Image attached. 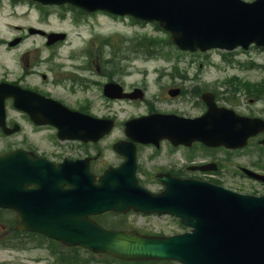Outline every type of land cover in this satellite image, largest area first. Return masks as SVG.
I'll list each match as a JSON object with an SVG mask.
<instances>
[{
	"label": "water",
	"instance_id": "1",
	"mask_svg": "<svg viewBox=\"0 0 264 264\" xmlns=\"http://www.w3.org/2000/svg\"><path fill=\"white\" fill-rule=\"evenodd\" d=\"M50 1H70L91 11L104 9L122 15L132 13L143 19L159 20L172 33L178 45L191 49L225 48L235 44V41L228 42L219 36L221 29L228 24L237 27L247 24L253 28L260 24L255 17L257 11L254 8L247 9L244 17H237L231 9H216L212 3L217 4L215 0ZM248 37L251 39L253 36ZM51 121L65 132L66 121H71V118L53 116ZM242 126L245 129V125ZM251 134L252 132H244L243 138L246 139ZM201 137L209 138L208 135ZM10 163L11 155L4 156L1 167L4 169ZM126 172L129 177L124 178L119 174L112 176L116 182L134 187L132 169H126ZM55 176L64 177L67 174L61 171ZM104 181L99 188L81 187V182L75 181L74 191L91 193V197L86 199L92 200L96 192L114 191L111 175L105 177ZM118 192H132V189L117 188L115 196L105 197L91 211L98 212L96 208L126 210L132 205L137 209L147 208V211L166 210L193 226L192 233L155 237L141 236L136 232H106L88 221L90 204L79 214L22 215L21 228L46 233L68 245H83L97 252H110L119 258L130 260L178 259L184 264H264V196L257 198L235 195L197 182L168 184V191L153 197L152 201L146 198H121L117 196ZM6 194V189H0V200ZM51 196L54 200H62L64 197L56 193ZM119 205H123V208Z\"/></svg>",
	"mask_w": 264,
	"mask_h": 264
},
{
	"label": "flooded vegetation",
	"instance_id": "2",
	"mask_svg": "<svg viewBox=\"0 0 264 264\" xmlns=\"http://www.w3.org/2000/svg\"><path fill=\"white\" fill-rule=\"evenodd\" d=\"M9 1L15 2L14 0ZM1 2L2 0H0V7ZM25 38L26 36H24ZM170 67H175V70L157 74V76L170 77V79L155 80L154 85H151L147 78L137 81V84H133L134 81L130 79H116L122 85L123 91L128 94L120 101L127 102L137 112H133L130 117L125 118L117 127L118 129H114L102 139L94 138L96 131L93 126L84 138L60 139L54 127L36 123L29 114L20 111L13 105V98H8L6 100V124L10 128L16 125L19 127L16 132L11 134L14 139L8 150L24 149L55 162H61L64 159L88 160L91 172L100 176L107 168L118 165L125 159L115 151L114 146L117 142L131 141L128 134L135 131V128L129 126L127 123L129 119L153 113L187 118L202 116L214 109L203 99L205 93L212 94L215 103L222 107H231L241 114L264 116V80L255 81L252 89L247 90L243 86L233 85L227 80L205 79V75L198 69L183 71L179 69L183 65H170ZM187 67L194 66L188 65ZM123 75L125 77V74ZM130 75L132 74L129 73L128 76ZM37 76L40 79L46 78L44 73L37 74L35 70L22 69L10 72V70L5 71L0 65V83L9 82L48 95L43 90V85L34 82ZM109 81H104L102 85L97 84L103 89L104 84ZM137 88L140 90L137 91ZM170 92L174 96L170 95ZM34 108L37 107L34 105ZM94 108L95 104L92 102L83 101L78 105L81 112L98 116L99 113ZM180 124L176 123L175 127L161 125L159 128L148 130L156 131L159 134L187 132V127ZM0 134H4L1 128ZM135 146L139 164L138 176L145 183L161 184L157 175L164 172L176 176L194 177L196 173L189 171L188 168L191 163L198 161L209 163L217 169L209 174L200 172L201 176L209 178L210 181L238 183L243 180L241 175L245 177L242 171L243 160L248 166L257 167L258 170H260L259 165L262 164L259 157L250 158L248 153L245 154L241 150H232L231 152L235 153L229 156L228 148L205 146L201 142H195L191 147H187L188 145H175L171 140L161 138L158 145L149 142L136 143ZM6 210L16 216L20 213L17 209ZM107 221L108 216L101 219L102 224L109 227L110 223Z\"/></svg>",
	"mask_w": 264,
	"mask_h": 264
},
{
	"label": "rangeland",
	"instance_id": "3",
	"mask_svg": "<svg viewBox=\"0 0 264 264\" xmlns=\"http://www.w3.org/2000/svg\"><path fill=\"white\" fill-rule=\"evenodd\" d=\"M75 17H78V14L68 7L66 9L57 8L53 10V14L46 21H43L42 18L40 19L36 11L26 12V9L21 7H18L15 11H12L10 8L2 9L0 12V36L2 40L11 39L18 31L29 25L42 28L49 33L53 31L57 33L66 32L69 35V39L63 45L58 46V48L53 47L47 50L44 46L45 40L41 36L34 34V36L28 38L27 42L16 50L8 51L2 48L0 60L5 65L14 69L20 65L22 57L30 53L28 57L33 58L36 51H41L43 54L42 58L46 60V64L39 69L49 74L47 91L55 98L63 99L71 105H76L79 97L84 95V93H81L79 90L72 92L68 88L72 84L69 80L58 83L54 81L60 74H69L72 77L79 76L81 78H97L96 72L81 70L83 67L95 69L98 64L109 63L113 64V66L106 69L107 71L129 69L132 75H134L133 78H139V74H141L144 67H137L136 65L131 67L120 66H127L129 64L220 63L219 65L224 67L221 63H225V61H223L222 55L220 56L216 51L197 52L194 54L180 51L170 43L165 45L159 44L156 51L161 52V54L173 53L172 58L160 56L150 59L139 56L141 44L144 43L142 41L143 35L147 34L149 37L154 38L165 36L163 31L158 30L150 23L145 25L135 24L129 18L124 20L115 19L106 17L100 13L88 14L86 17L82 16V19L78 21L75 20ZM9 23L13 24L9 25ZM18 25L21 26V29L17 28ZM97 33L101 34V37L112 36V45L101 47L100 40L102 41V38L98 37ZM134 36H137V39H133ZM157 41L159 40L155 39L147 43ZM146 48L147 46H145L144 50ZM228 53H232L228 54L229 57L232 56L239 60L245 59L244 53L240 50L239 52ZM250 53H253L255 61L264 63V51L253 50ZM204 70H208V68H204ZM55 71L59 73L58 76ZM208 74L214 76L219 73L217 71H210ZM10 143L11 140L0 137V146L3 148L7 147ZM48 151L50 152L51 150ZM251 154L255 153L251 151ZM228 186L247 191H264V186L259 184H229ZM132 216H130V221L135 225L132 221H136V218ZM165 229L167 231L170 230L168 227H165ZM48 259L47 251L36 247L34 243H25L24 249L21 250L0 248V264H47Z\"/></svg>",
	"mask_w": 264,
	"mask_h": 264
},
{
	"label": "trees",
	"instance_id": "4",
	"mask_svg": "<svg viewBox=\"0 0 264 264\" xmlns=\"http://www.w3.org/2000/svg\"><path fill=\"white\" fill-rule=\"evenodd\" d=\"M143 41L150 42V39L145 36V37H143ZM145 44H147V43H145ZM147 51H150V50L147 49ZM63 256H64L63 259L61 257H59V259H60L59 262H55L52 264H106V263H102V262H97L93 258H91V259L90 258L87 259L85 257L82 258V256L80 254L74 253L71 250L64 251ZM108 264H159V263H157V262H145V261L127 262V261L113 260L112 263H108Z\"/></svg>",
	"mask_w": 264,
	"mask_h": 264
}]
</instances>
